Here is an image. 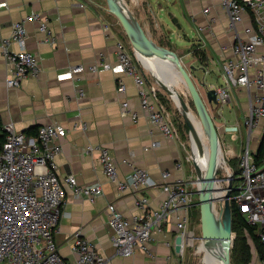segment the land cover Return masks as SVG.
<instances>
[{"label": "crops", "instance_id": "crops-1", "mask_svg": "<svg viewBox=\"0 0 264 264\" xmlns=\"http://www.w3.org/2000/svg\"><path fill=\"white\" fill-rule=\"evenodd\" d=\"M126 2L147 32L150 31V20L145 15L148 9L170 37L175 31L173 26L179 28L172 22L169 15L172 12L178 17L183 34L189 36L193 33L194 40L191 44L194 42L207 53L205 62L199 59V65L203 68L201 70L199 66L197 72L201 74L197 73L198 76L213 87L226 83L221 61L224 55H232L234 34L228 27L229 15L223 0ZM206 7L210 8L209 12H204ZM36 11L48 17L55 42L44 41L45 34L39 30V23L27 20V46L39 54L42 72L38 77H24L19 86L10 87L6 83L10 72L2 41L10 37L16 20ZM106 25L112 29L110 36ZM239 27L242 28L243 25ZM119 39L121 38L115 30L113 19L91 0H0V122L12 120L18 130L28 135H34L38 127L47 122H61L69 130L62 141L63 151L57 156L59 174L64 177L73 173L80 184L101 182L103 186L102 195L91 200L87 196L75 198L71 187L65 184L66 202L62 206L54 234L65 258H75L72 237L81 229L83 235L95 243L98 250L107 257L106 264H177L182 252H177L173 244L177 231L172 223L166 224V229L150 241L155 256H150L141 249H137L131 256L119 255L113 244L114 230L109 224V204L115 203L126 217L132 218L142 212L136 201L141 192L150 197L152 207L159 206L164 197L161 189L163 171H172V178L183 174L195 177L197 168L192 174L187 170L186 164L183 171L176 168V162L183 159L184 146L177 134L168 137L151 124L141 108L137 86L131 75L113 68L98 71L86 69L76 76L69 75L75 64L97 63L101 51L106 53L107 60L114 65L117 62L116 43ZM127 46L130 49L128 44ZM12 47L17 48V45L13 44ZM130 51L132 52L131 49ZM216 67L225 79L221 84L208 79ZM148 69L151 73L144 68L142 71L155 98L156 88L161 85V81L155 75L157 71ZM120 81H124L125 91L119 90ZM79 89H83V96ZM125 100L129 101L131 108L138 111L137 118L132 112H123ZM249 100L246 88L235 87L231 91L229 105L237 108L239 117L243 119ZM156 140L161 144L153 146L152 143ZM88 143L110 148L119 163L121 177L131 170L124 162V159H128L147 169L157 180L158 186L120 191L106 176L99 160V150L85 152ZM228 166L230 168L225 170L233 173L235 169ZM252 253L251 264H264L258 250L254 252L252 248Z\"/></svg>", "mask_w": 264, "mask_h": 264}, {"label": "built area", "instance_id": "built-area-1", "mask_svg": "<svg viewBox=\"0 0 264 264\" xmlns=\"http://www.w3.org/2000/svg\"><path fill=\"white\" fill-rule=\"evenodd\" d=\"M223 3L229 15L228 27L234 34V42L232 55H224L221 61L226 83L215 87L219 105L231 102V91L235 87L246 88L250 96L243 124L215 120L219 132L233 133L238 137L245 128L247 137L239 154L238 180H231L224 192L232 189L231 201L240 207L247 223L257 227L264 248V0H223ZM209 11V7L204 9V12ZM29 19L39 23V30L45 34L44 41L55 42L48 17L42 12L36 11L16 20L10 37L2 41L10 72L6 83L10 87L19 86L24 77H38L42 72L39 54L27 46L26 21ZM241 24L242 28L239 27ZM106 29L109 36L112 35L109 25ZM13 44L17 48H13ZM116 47L117 62L114 65L101 51L97 63L75 64L69 75L73 77L86 69L98 71L102 68H113L131 75L137 86L141 108L151 124L164 135L173 137L172 125L154 98L140 63L121 39ZM119 90H126L124 81H120ZM79 93L83 96V89H79ZM123 112H132L135 118L138 117V111L131 108L128 100L123 101ZM84 126L87 128V124ZM68 130L61 122L50 121L40 125L37 134L28 135L18 130L12 120L0 122V133L4 135L0 147V264L107 263V257L83 235L81 229L72 237L74 259L65 258L55 240L61 209L66 202V183L75 198L87 196L95 200L103 193L101 182L80 184L73 173L64 177L59 174L57 156L63 151L62 141ZM160 144L158 140L152 143L153 146ZM95 149L100 152L99 160L106 176L120 191L158 186L147 169L128 159L124 162L131 170L121 177L119 163L105 145L88 143L84 150L89 153ZM231 157L232 151L228 153V158ZM176 168L185 169L181 158L176 162ZM163 176L161 189L164 197L159 206L152 207L150 197L143 192L136 198L142 212L132 218L126 217L115 203L109 204V224L114 230L113 244L119 255L131 256L141 249L155 256L150 241L163 232L168 223L174 224L177 235L183 236L184 250L190 236L192 199L200 185L198 170L195 177L183 174L172 178L170 170L163 171ZM173 244L176 245V238Z\"/></svg>", "mask_w": 264, "mask_h": 264}, {"label": "rangeland", "instance_id": "rangeland-1", "mask_svg": "<svg viewBox=\"0 0 264 264\" xmlns=\"http://www.w3.org/2000/svg\"><path fill=\"white\" fill-rule=\"evenodd\" d=\"M91 1L94 4L100 5L103 8L105 14H107L111 19H113L115 30L119 34L120 38L122 39V41H124L126 44L129 45L130 49L134 54V57L138 58L137 55L135 54L133 43L129 38L127 32L125 31L122 23L117 18V16H115L110 11L108 1L107 0H91ZM121 3L136 18V20L139 22V24L142 26V28L148 34V36L152 41L175 50L180 55L182 59V63L185 65L187 70L192 74V76L195 75L194 71H196V74L200 73L199 71L197 72L200 66L199 57L196 53H194L195 49L199 46L196 45L194 42L193 44H191V41L194 40V38H192L193 33H191L189 36L184 35L182 30L183 28L177 29L176 26H173L175 31L170 37L168 32L163 28L160 21L148 9L146 10L145 15L150 20V31L147 32L144 26L142 25V23L135 16L134 10H132L127 4L126 0L121 1ZM178 48L180 49V51ZM138 60L140 62L141 67L146 69L148 73H151V71L142 64L141 60L140 59ZM193 65H196L197 69L193 70L192 69ZM162 66L164 68L163 73L174 80L178 92L184 98V100L192 110V113L195 115L197 119L201 120L197 112V109L195 107V104L193 102L184 75L182 74L178 65H176L172 61H165L162 63ZM202 68L203 67L200 66L201 70ZM220 74L222 73L219 72V68L216 67L215 72H213V74H210L211 76L209 75L208 79H210V81L213 83L221 84L222 82H224L225 79ZM155 75L157 79L161 81V85L157 86L156 88L155 98L162 105L163 110L166 113L167 118L170 124L172 125L175 134H177L179 140L182 142L184 146V156L182 160L185 162L186 166H188L187 170L192 174V172L195 170V167L197 166L194 157H192L194 145H193L191 129L187 121V116H188L187 112L181 104L176 103L172 95L171 89L169 88L167 82L164 80L162 74L160 72H156ZM237 110H238L237 108L230 106L229 104L215 105L214 108L211 109V114L214 117V119L218 122L231 123L240 120L239 122L243 124V119L242 117H239ZM200 130L202 135L200 141L198 142L200 159L208 162L211 152V138L208 132L206 131L203 123H201ZM246 138L247 137H246L245 128L241 132V134H239L238 137H235L233 133L220 132L221 146L218 153V159L216 162L215 169L218 172V176L220 178V184L223 185L224 189L231 180L234 182L238 180L237 177L239 173L238 171L239 157L234 158V156H237L241 153L243 142L245 141ZM230 150H233V157L229 159L228 153L230 152ZM228 165H231L232 168L235 169L233 174L232 171L227 172V170H225L230 168ZM224 189L218 192L216 195H220V196L225 195ZM198 201H199V195L198 193H196L193 196L192 199L193 205L190 210L191 218L188 227L190 231V236L188 238L187 244L183 252L179 254V261L177 264H208L206 260V255H207V244L210 242V240H208L204 236L201 207ZM223 208H224V199L218 200L216 202V209L218 210L219 214L223 212ZM245 234H247L254 252L258 250V247L256 243L253 241V239L250 237L249 232H245V231L243 232V230L239 227V225L236 224L235 229L233 230L230 264H239L240 250H239V246H236V243H238L237 241H241L240 238Z\"/></svg>", "mask_w": 264, "mask_h": 264}, {"label": "water", "instance_id": "water-1", "mask_svg": "<svg viewBox=\"0 0 264 264\" xmlns=\"http://www.w3.org/2000/svg\"><path fill=\"white\" fill-rule=\"evenodd\" d=\"M107 1L110 11L117 16L130 37L135 54L141 60L142 64L150 68L152 71H157L162 74L164 80L171 89L176 103L181 104L186 110L188 115L187 121L190 126L193 139V135L195 136L197 132L191 119V116L194 115L192 110L178 92L174 80L163 73L164 68L162 64L151 61L149 54L152 53L161 56L164 62L172 61L178 65L184 75L193 102L200 116V122L203 123L211 138V152L207 165L201 164L200 161L196 159L195 148L193 149V157L196 162V168L198 170L200 181L197 193L199 195L198 202L202 213L204 236L208 240L225 242L223 250L224 264H230L231 244L233 238V211L230 198L232 195V189L230 188L223 196L216 195L224 189L223 185L220 184V178L216 174L215 169L221 146L220 132L217 128L215 119L211 114V109L214 108L215 105H219L217 89L210 86L205 80L201 79L198 74H196V71H194L195 75L192 76L182 63L180 55L175 50L152 41L136 18L120 4V0ZM169 15L172 22L181 28L182 25L178 20V17L174 16L172 12ZM138 42H140V44ZM192 69H197V66L193 65ZM235 189L236 188H233V190ZM221 199H224V208L223 212L219 214L216 209V202ZM183 243V236L180 234L177 235L175 245L177 252H182L184 246Z\"/></svg>", "mask_w": 264, "mask_h": 264}, {"label": "trees", "instance_id": "trees-1", "mask_svg": "<svg viewBox=\"0 0 264 264\" xmlns=\"http://www.w3.org/2000/svg\"><path fill=\"white\" fill-rule=\"evenodd\" d=\"M194 53L198 55L200 61L205 62L207 60V53L203 48L197 47ZM136 59L138 60L139 58ZM35 134H37V132ZM3 141H4V135L0 133V147L3 144ZM262 148L263 145L261 146L260 151H262ZM216 174L218 175L217 171ZM231 203H232V211H233V230L235 229V225L238 224L239 227L243 230V232L244 231L249 232L250 237L253 239V241L256 243L258 247V251L261 255V258L264 260V248L262 246V243L260 242L257 227L248 224L240 210V207L233 200L231 201ZM240 240L241 241H237L238 243H236V246H239V250H240L239 264H250L253 253H252V246L250 244L247 234L243 235L240 238Z\"/></svg>", "mask_w": 264, "mask_h": 264}, {"label": "bare ground", "instance_id": "bare-ground-1", "mask_svg": "<svg viewBox=\"0 0 264 264\" xmlns=\"http://www.w3.org/2000/svg\"><path fill=\"white\" fill-rule=\"evenodd\" d=\"M121 1L123 0H120V4L122 5ZM138 43L140 44V42ZM149 57H150V60L153 62H157L161 64L164 62L162 60V57L156 54L150 53ZM191 119L195 125L196 132H197L195 136L193 135V144H194L195 153H196L195 157L198 161H200L201 164L207 165L208 162L200 159V152L198 149V142H199L198 140H200L202 137L201 130H200L201 122L199 119L195 117V115H192ZM224 245H225L224 241L210 240V242L207 244V255H206V260L208 264H224V258H223Z\"/></svg>", "mask_w": 264, "mask_h": 264}]
</instances>
